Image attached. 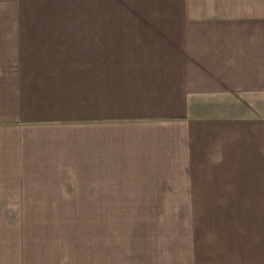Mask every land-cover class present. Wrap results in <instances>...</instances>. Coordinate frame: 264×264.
<instances>
[{"label":"crops","instance_id":"obj_1","mask_svg":"<svg viewBox=\"0 0 264 264\" xmlns=\"http://www.w3.org/2000/svg\"><path fill=\"white\" fill-rule=\"evenodd\" d=\"M114 1L0 15V264H264V0ZM79 214L177 217L5 221Z\"/></svg>","mask_w":264,"mask_h":264},{"label":"rangeland","instance_id":"obj_2","mask_svg":"<svg viewBox=\"0 0 264 264\" xmlns=\"http://www.w3.org/2000/svg\"><path fill=\"white\" fill-rule=\"evenodd\" d=\"M116 3L114 0H0V15H107V14H133V13H173L176 8L156 7H123L120 5H109ZM123 202V201H122ZM172 206L176 200L164 201ZM182 202V200H180ZM220 205H229L225 200H217ZM198 206H208L203 200H195ZM213 203L211 205H215ZM181 205H184L182 203ZM244 205L255 206V260L264 255V216L257 213H264V198H255V202ZM151 206V205H147ZM6 222H33L49 224H78L84 228L95 223L115 225L117 237L125 238L129 233H139L140 224H151L154 220H161L171 224L172 215H136V214H110V215H42V216H5ZM203 222V220H202ZM164 223V224H165ZM91 228V227H90ZM126 233V234H124ZM256 263V262H255ZM261 263V262H260ZM258 262V264H260Z\"/></svg>","mask_w":264,"mask_h":264}]
</instances>
